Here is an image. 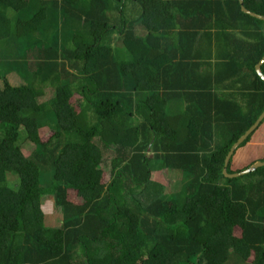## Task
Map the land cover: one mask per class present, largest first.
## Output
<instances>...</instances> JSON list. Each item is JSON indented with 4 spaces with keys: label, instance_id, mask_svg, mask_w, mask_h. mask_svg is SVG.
Returning <instances> with one entry per match:
<instances>
[{
    "label": "trees",
    "instance_id": "obj_1",
    "mask_svg": "<svg viewBox=\"0 0 264 264\" xmlns=\"http://www.w3.org/2000/svg\"><path fill=\"white\" fill-rule=\"evenodd\" d=\"M263 56L238 0H0V264H264V168L223 174L264 111ZM261 131L228 174L264 162Z\"/></svg>",
    "mask_w": 264,
    "mask_h": 264
},
{
    "label": "rangeland",
    "instance_id": "obj_2",
    "mask_svg": "<svg viewBox=\"0 0 264 264\" xmlns=\"http://www.w3.org/2000/svg\"><path fill=\"white\" fill-rule=\"evenodd\" d=\"M7 79L8 81L10 82V85L12 86H20L21 83L24 84V81L15 77V76H10L8 75L7 76ZM3 88V84L2 82L0 81V89ZM52 96V92L50 89H46V99H49L50 97ZM42 134L41 135H44L48 132L47 129H44L43 131H41ZM98 144V143H97ZM255 147H259V145L257 144H254ZM21 149H22V152L23 154L28 157L31 155V153L33 152L34 150V145L29 142V141H24L22 143V146H21ZM263 149H264V145H263ZM104 152V151H103ZM150 155V154H149ZM148 155V156H149ZM114 157V152L112 149L108 150L105 152V155H104V158L102 160V163H101V166H100V169L106 173L107 175V180L109 179V176H110V171H111V161ZM256 158H260L262 159L261 156H258ZM155 162H158V161H155ZM159 166L156 167V169H158V173H154L155 175H153V178L154 181L157 183H159V185H161V187H166V190H168L169 192L173 191V189L176 187L177 189L176 190H180L181 189V186H182V183L180 182L181 178H183V180H186L187 177H183L181 175V173L179 172H173V171H161V169L159 170L158 168ZM46 172V170H45ZM43 176H42V184L43 185H46V183L48 182V173H42ZM171 175H172V178L176 177L178 178V180L175 179H172L174 180V182H172L173 186L171 185V182L170 179H171ZM169 180V181H168ZM181 184V185H180ZM155 192V191H154ZM158 192V191H157ZM55 198L51 197V196H48L45 200H44V203L42 205V209H43V213L45 215V219H46V224L49 225V227H55V226H60L61 223H62V219H61V211L60 209H58L56 207V203H55Z\"/></svg>",
    "mask_w": 264,
    "mask_h": 264
},
{
    "label": "water",
    "instance_id": "obj_3",
    "mask_svg": "<svg viewBox=\"0 0 264 264\" xmlns=\"http://www.w3.org/2000/svg\"><path fill=\"white\" fill-rule=\"evenodd\" d=\"M239 4L241 6V11L242 13H244L245 15H248L254 19L260 20V21H264V16L258 15L256 13H253L251 11H249L248 9H246L243 6V0H238ZM264 64V56L262 58V60L258 63V65L255 67V71L257 73V75L260 77V79L264 82V74L261 71V67ZM264 121V111L263 113L258 117V119L256 120V122L245 132V134L239 138V140L232 146L230 152L228 153L226 159H225V164H224V169H223V174L225 177L229 178V179H234V178H239L245 175H248L250 173L255 172L257 169L259 168H264V162H256L253 165H251L248 169H246L245 171H242L240 173H236V174H228L227 172V167L228 164L230 162L231 157L233 156L235 150L252 134L256 131V129L260 126V124Z\"/></svg>",
    "mask_w": 264,
    "mask_h": 264
},
{
    "label": "crops",
    "instance_id": "obj_4",
    "mask_svg": "<svg viewBox=\"0 0 264 264\" xmlns=\"http://www.w3.org/2000/svg\"><path fill=\"white\" fill-rule=\"evenodd\" d=\"M10 76H15V77H17L15 74H10ZM18 78V77H17ZM10 83V82H9ZM22 84V83H21ZM263 138H264V131H261V132H259V134L257 135V137L255 138V140H256V145L257 144H260L261 142H263L264 140H263ZM153 157V155L152 154H150L149 155V158H152ZM153 178V177H152ZM169 181V180H168Z\"/></svg>",
    "mask_w": 264,
    "mask_h": 264
}]
</instances>
